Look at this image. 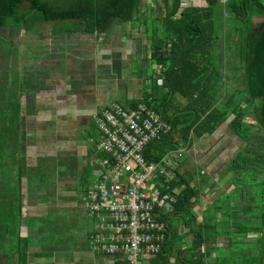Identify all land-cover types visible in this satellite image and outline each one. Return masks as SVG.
<instances>
[{"label": "crops", "instance_id": "1", "mask_svg": "<svg viewBox=\"0 0 264 264\" xmlns=\"http://www.w3.org/2000/svg\"><path fill=\"white\" fill-rule=\"evenodd\" d=\"M155 4L143 0L135 21L108 33L69 32L66 20L36 22L34 29L40 32L34 39L40 45L30 50L24 46L29 44L27 28L12 30L18 47L3 58L0 80V138L5 139L0 153L7 154L5 159L0 156V264H126L89 249L93 220L81 199L78 204L75 198L83 172L102 157L94 116L113 102L127 107L140 100L144 94L140 80L146 79V90L151 92L158 79L143 24L145 9H156ZM150 19L151 26L154 20L160 24L155 10ZM157 146L166 148L164 143ZM239 146L237 135L225 124L195 139L188 150L182 149L189 159H182L180 172L189 170L191 160L200 166L199 175L212 177L202 182L204 189L214 182L211 190L221 187L219 174ZM44 181L52 185L50 191L39 186ZM194 181L200 183L199 176ZM60 207L69 217L45 223V217ZM175 251L145 257L143 264H178Z\"/></svg>", "mask_w": 264, "mask_h": 264}, {"label": "trees", "instance_id": "2", "mask_svg": "<svg viewBox=\"0 0 264 264\" xmlns=\"http://www.w3.org/2000/svg\"><path fill=\"white\" fill-rule=\"evenodd\" d=\"M142 1L0 0V27L7 28L12 22L16 31L23 26L32 30L36 22L66 20L69 32L108 33L118 25L135 21ZM155 1L156 9L149 6L144 17L149 20L155 10L160 24L151 26L145 19V27L150 61L163 69L151 92L144 90L142 100L157 110L172 129L148 145L146 158L160 160L178 150L180 158L184 157L182 149L188 150L195 139L225 124L244 143L219 174L222 182L226 179V188L231 189L211 201L202 217L197 211L202 206L201 195L217 183L204 189L201 184L205 176L199 177L200 183L194 181L201 168L195 174L191 168L180 172L183 161L176 158L178 165L169 184L180 191L173 197L172 210L164 216L166 238L158 255L169 256L176 250L178 264H264V23L257 27L252 23L254 18L264 17V0H228L225 5L220 0H203L205 5L181 9V0ZM225 11L245 25L238 30L233 55L238 54L240 63L234 65L233 75L227 69V55L219 53L218 57L216 53L218 27H227ZM240 69L244 88L230 85L231 80L240 78L236 74ZM138 101L127 107H134ZM2 106L1 99L0 109ZM4 141L2 136L0 149H5ZM158 143L166 148L150 153ZM0 154L4 159L7 156L4 150ZM90 173L91 169L85 170L79 180L81 193L92 183ZM39 183H46L47 190L52 188L49 182ZM181 227L186 231L182 233ZM249 234L256 236L251 238ZM182 243L186 244L184 249Z\"/></svg>", "mask_w": 264, "mask_h": 264}, {"label": "built area", "instance_id": "3", "mask_svg": "<svg viewBox=\"0 0 264 264\" xmlns=\"http://www.w3.org/2000/svg\"><path fill=\"white\" fill-rule=\"evenodd\" d=\"M181 3L186 5L181 8L193 6L192 0ZM153 66L159 75L162 66ZM94 121L102 157L95 159L92 183L80 196L93 220L88 247L126 264H143L145 257L160 253L166 238L164 216L180 191L169 184L178 165L174 154L160 160L145 156L148 145L171 131V124L142 97L134 107L113 102ZM176 153L180 156L181 150Z\"/></svg>", "mask_w": 264, "mask_h": 264}, {"label": "rangeland", "instance_id": "4", "mask_svg": "<svg viewBox=\"0 0 264 264\" xmlns=\"http://www.w3.org/2000/svg\"><path fill=\"white\" fill-rule=\"evenodd\" d=\"M191 1V0H189ZM193 2V5L196 4V6H202V5H205V2L203 0H192ZM27 5L29 3H26ZM157 4H155L156 6ZM181 6H186L185 3H181L180 5V9H181ZM226 12V11H225ZM179 14V13H178ZM225 15V14H224ZM256 17V16H255ZM264 20V17H259V18H254L252 21L253 25L255 27L258 26V24ZM145 19H144V22L143 24H145ZM224 22L227 24V27L225 30H222L220 27H218V34L220 35V37H218L217 39V49H216V53L219 56V53H223L225 55H227V59H229V64L227 65V69L229 70H232L231 71V75L235 74V71H234V65L237 66L239 65L240 61H239V57H238V54H235L233 55V52H235L236 48H237V40H238V37H239V32L238 30L240 31L241 29L243 30V26H245L243 23H241L239 20H235L234 18H232L231 16H229V14H227L226 12V15H225V20ZM147 24V23H146ZM149 24H152V21L151 19L149 18V21H148V25ZM159 23L157 20H154L153 21V25L154 26H157ZM13 26H14V23L10 22L9 24H7V28H1L0 27V80L3 79V66H4V59L7 55V53H9V51L11 49H14L15 47H18V43H17V40H14V35H16V32L15 31H12L13 29ZM234 28H237V29H234ZM9 30V31H8ZM28 32L26 34V41L29 42L28 43H25L24 46L27 48V50H30L32 49L33 47H36V44L39 46V42H37V40L34 39L35 37V34L36 33H39L40 30L37 32L34 28L32 30H29L27 29ZM49 30L47 27L44 29V31H47ZM19 32V31H18ZM48 32V31H47ZM228 36V37H227ZM37 37V36H36ZM24 41V39H23ZM230 45V46H229ZM239 47V46H238ZM33 54V51H28V55L31 56ZM220 54V55H221ZM4 58V59H3ZM223 59H225V56L222 57ZM156 64V63H155ZM133 65V63H131V66ZM149 72L152 73V68L149 69ZM236 74H238L240 76V78L237 80V81H233L231 80L230 81V85L231 86H239V88H244L245 86V83H244V76H243V73H242V70L240 69L239 71L236 72ZM140 82L143 84V90H146L147 89V83H146V79L144 80H140ZM3 87V85H1ZM0 112H3V109L2 111ZM247 121H252L254 124L255 121L252 120L251 118H247L246 119ZM240 146H244V143L242 141H240ZM256 146V145H254ZM163 148L160 147V146H153L152 148H150V153L152 154H157L159 153ZM99 152V151H98ZM174 156H175V159L176 158H179V159H183V158H188V153L187 152H184V157H181L178 156L176 154V152L173 153ZM0 156H2V154H0ZM101 156V155H100ZM99 156V157H100ZM47 163H44V166L46 165ZM189 167L191 168V170L193 171V173L195 174L196 173V170L200 169L199 167L200 166H197L194 162H192L191 160L189 161ZM199 176V177H203V175H199L198 173H196V177ZM92 178V169H91V173L90 175L88 176V179L90 180ZM207 181H210L212 179V177L209 176V174L205 175L204 177ZM222 177H218V185H221V187H215V189L213 190H210L209 193H207L206 195L203 194L204 196L201 197V202H202V205L206 206L211 203V201H213L216 197H218L220 194L224 193L225 189L226 191H229L231 188H226L227 186V181L225 182H222ZM226 180V179H223V181ZM39 186L41 187H45L46 186V183H39ZM77 186V185H76ZM81 186V183L79 184V188ZM78 188V186H77ZM78 188V189H79ZM213 192V194L211 195V193ZM80 196H81V191L80 189L78 190V197L75 198V200L77 201V203L79 204L80 202ZM203 206H201L200 208L202 209ZM205 208L202 209V213L205 212ZM198 211H200V209H198ZM204 211V212H203ZM208 211V207L206 208V212ZM205 212V213H206ZM51 213H54V214H49L48 217H45V223L48 222V221H51L52 222V218H56V221L57 219H63L66 217L68 218L69 216H67V211L65 210V208H61L60 207V210L58 211H53ZM202 213H201V217H202ZM57 214H60V217H57L55 215ZM63 216V217H61ZM48 220V221H47ZM39 221V220H38ZM182 228V227H181ZM256 236V234H249V237L251 238H254Z\"/></svg>", "mask_w": 264, "mask_h": 264}, {"label": "flooded vegetation", "instance_id": "5", "mask_svg": "<svg viewBox=\"0 0 264 264\" xmlns=\"http://www.w3.org/2000/svg\"><path fill=\"white\" fill-rule=\"evenodd\" d=\"M261 22H263V23H264V20H263V21H261Z\"/></svg>", "mask_w": 264, "mask_h": 264}]
</instances>
